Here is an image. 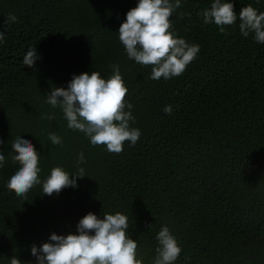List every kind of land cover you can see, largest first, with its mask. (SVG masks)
<instances>
[{"label": "trees", "instance_id": "1", "mask_svg": "<svg viewBox=\"0 0 264 264\" xmlns=\"http://www.w3.org/2000/svg\"><path fill=\"white\" fill-rule=\"evenodd\" d=\"M213 2L181 0L173 30L200 52L181 76L152 80V66L130 60L118 36L138 0H0V264L14 256L37 264L33 244L52 233L78 234L88 213L103 219L118 212L128 217L144 264H154L164 225L182 249L174 264H264V44L239 29L241 9L264 12V0H229L237 22L226 35L199 15ZM9 13L17 22L7 27ZM29 48L38 54L31 68L23 64ZM113 64L134 106L130 127L141 132L119 154L93 146L46 102L52 87L67 89L73 75L98 71L108 79ZM50 133L62 145H53ZM16 137L39 153L42 183L55 167L70 175L82 167L85 177L52 196L42 183L17 196L7 188L20 167L11 159Z\"/></svg>", "mask_w": 264, "mask_h": 264}, {"label": "clouds", "instance_id": "2", "mask_svg": "<svg viewBox=\"0 0 264 264\" xmlns=\"http://www.w3.org/2000/svg\"><path fill=\"white\" fill-rule=\"evenodd\" d=\"M181 7V0H138L137 6L126 15L120 25L119 41L124 46L130 60L143 66H152V80L171 79L181 76L200 52L199 44H189L178 38L173 30L170 17ZM234 3L229 0H214L210 9L199 15L204 24H215L219 32L226 35V26L237 22ZM185 13H181L183 19ZM239 29L244 37L254 33L255 42L264 44V12H258L248 5L239 13ZM17 22V17L7 14V27ZM5 32L0 31V43ZM36 48H29L23 58L26 67H34L37 60ZM113 74L104 79L100 72L73 75L67 89L53 86L46 102L53 108L62 109L68 127L84 133L93 146H106L111 153L119 154L124 150V142L132 146L138 142L141 132L131 128L135 122L131 109L126 102L128 88L125 85L118 64L111 65ZM129 109L126 111L125 109ZM172 114V106L163 109ZM54 119V116H45ZM53 145H62V139L55 133L49 134ZM0 140V146L3 145ZM11 159L20 165L11 176L7 188L17 196H25L34 186L41 184L39 173L40 155L31 141L16 137L12 143ZM5 156L0 151V167ZM78 163H86L84 153L78 155ZM84 168L78 174L70 175L61 167H55L43 181L42 190L46 196L59 194L65 188L78 187L77 180L83 179ZM152 226H150L151 229ZM128 217L121 213H103V219L93 213L84 216L77 225L78 234L57 235L52 233L49 242L37 247L31 246V255L37 264H144L137 258V241L128 235ZM158 247L154 264H174L182 249L167 225L161 227L156 236ZM10 264H22L17 257Z\"/></svg>", "mask_w": 264, "mask_h": 264}]
</instances>
